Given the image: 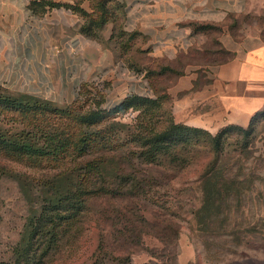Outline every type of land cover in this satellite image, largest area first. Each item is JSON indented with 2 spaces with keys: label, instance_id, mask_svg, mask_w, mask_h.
<instances>
[{
  "label": "rangeland",
  "instance_id": "1",
  "mask_svg": "<svg viewBox=\"0 0 264 264\" xmlns=\"http://www.w3.org/2000/svg\"><path fill=\"white\" fill-rule=\"evenodd\" d=\"M142 46L134 36L129 53L122 49L123 63L140 70H121L124 64L105 69L80 87L82 97L74 102L50 104L0 88V264H116L115 256L137 248L128 229L134 223L153 232L149 226L169 224L176 233L163 235L171 244L161 254L159 241L142 235L141 250L128 254V264H143L150 251L163 259L168 250L176 255L179 238L194 248L188 264H264V108L242 129L205 134L173 127L165 88L181 70H159L178 65L152 57ZM140 77L159 97L150 104L136 102L134 110L116 118L126 125L87 114L108 107ZM104 125H111L108 142L91 141ZM165 132L170 136L163 138ZM144 140L170 145L176 166H146L148 181L160 185L147 189L136 209L133 201L82 188L87 180H101L98 168L108 158L107 165L119 171L117 165L128 160L125 150ZM212 171L222 176L227 193L204 222L206 229L196 231L192 213L200 199L198 176ZM68 203L77 204L78 212L68 215Z\"/></svg>",
  "mask_w": 264,
  "mask_h": 264
},
{
  "label": "crops",
  "instance_id": "2",
  "mask_svg": "<svg viewBox=\"0 0 264 264\" xmlns=\"http://www.w3.org/2000/svg\"><path fill=\"white\" fill-rule=\"evenodd\" d=\"M111 1L106 8L114 13L102 21L91 0H0V88L52 104L73 102L80 86L124 64L120 30L137 34L139 49L181 70L165 88L173 123L215 134L225 126L246 128L264 108V0ZM126 65L121 70H140ZM126 91L109 106L131 94L153 97L141 77ZM221 180L212 171L198 181L196 231L206 229L227 193ZM178 244L177 264L193 262L192 244L186 238Z\"/></svg>",
  "mask_w": 264,
  "mask_h": 264
},
{
  "label": "trees",
  "instance_id": "3",
  "mask_svg": "<svg viewBox=\"0 0 264 264\" xmlns=\"http://www.w3.org/2000/svg\"><path fill=\"white\" fill-rule=\"evenodd\" d=\"M91 1H92V4L94 5V14H95V16H97V19L101 18L102 21H105V20L109 19V17H110L109 13H114V11L109 12L110 7L106 8V3H111L112 2L111 0H91ZM114 8H117L116 3H114ZM95 22H97V21H95V19H92L87 23V27H85L87 29V31H89V29L94 27ZM197 29L198 30H204L207 28L206 27H199ZM117 34H118V36L123 35L122 38L125 37L124 42L122 44H120V50L123 53L124 52L126 53V51H123L122 49L126 48V50H127V48H128L127 47L128 46L127 41H130L137 34L124 35L120 30L117 31ZM176 68L171 66V65H168V66H162L159 70L173 71ZM176 75H178V73ZM80 87H83V85ZM80 90H81V88L79 89L78 95L74 101H77L78 100L77 98L82 97V93L79 94ZM152 94H153V97L140 96V95H134V94L127 95V96L123 97L118 103H116L112 106H108V107L102 108V109L100 108L96 111H92V112H89L87 114L89 116H91L92 118L95 116H98V115H104L106 118L110 119L113 124L121 125L123 123L116 121V118L123 115L127 110H130V111L134 110V108H135L134 104L136 102H138V103L147 102L148 104L153 103L155 100L158 99L159 96L157 94H154V93H152ZM26 97H30V98H34V99L42 101V102H46V101L37 99L35 97H31V96H26ZM46 103H50V102H46ZM50 104H52V103H50ZM258 113H256V114H258ZM256 114H254V115H256ZM104 116H102V117H104ZM253 116L251 117L250 122H251ZM98 117H100V116H98ZM169 119H170L171 124L175 128H181V129H184L187 131L203 132L205 134H209V133H207L201 129L187 127L184 125L173 123L171 116H170V112H169ZM250 122H249V124H250ZM123 125H126V124H123ZM104 126H108V127L107 128L103 127L99 131L97 130V132H95L94 137L91 141L98 142V140H100L102 144L105 142H108L106 132L109 129V127L111 128V125H104ZM226 128L242 129V128L236 127V126H225V127L221 128L220 130L226 129ZM219 131H217V132H219ZM160 134H158L157 136H159ZM161 135H163V138L170 136L167 132H165ZM142 138L143 137H140V139H142ZM148 141L149 140H144L143 144L141 146H139L138 148L133 147L131 149L125 150V154H126L125 157L128 158V160H124L122 162L123 164H121V166L117 165V167H118L117 169H119V171L114 170L115 168L113 166L107 165L110 162H112V160L110 158L107 159V164H103V162H102L100 164V168H98L100 171L98 176H100L101 180L99 182L96 181V178L93 181L87 180L82 185V188H84L89 193H93V192L95 193V191L96 192L98 191L101 194L102 193L108 194L110 196V198H114V199L119 198V200H126V201H130V202L133 201L136 203L133 206V208L136 209V207H138V200L140 199V197L144 196V194L147 195V191H148L147 189H149V190H150V188L157 189L160 185L159 183L153 182V180H152V182L148 181L146 166H153V165H156L159 163H164V162H166V163H164V167H167L165 165L170 166V168H173L174 166H176V165L172 164L174 162V160H173L174 154L172 153L171 150H169L168 146H170V145H165V146L161 145L160 146V145H155V143L151 144L150 141L149 142ZM173 141H175V143H180V141H182V140H181V138H175ZM136 152H138L139 154L134 155V153H136ZM133 157L136 160L135 163L133 161H131V159ZM164 160H166V161H164ZM156 161H158V162H156ZM115 164H117V162H115ZM90 165H91V163L87 164L85 166L87 171L89 170L88 167H91ZM138 166H143V167L138 168ZM102 171L103 172H111V176L106 178L104 176V174H102ZM140 171H143V172H140ZM138 173H140L142 176L137 180L136 174H138ZM207 175H208L207 173L206 174H200V176H198L199 178L197 181H200L201 179H203ZM125 197H127L128 200ZM125 204H124V206H125ZM66 206H67L66 211H67L68 215L69 214L74 215L75 213L78 212L79 207L77 206V204H73V203L69 204L68 203V205H66ZM119 207L123 208V205H119V206L117 205L116 206V208H119ZM192 215H193V213H192ZM142 221L145 222L144 218L142 219ZM136 224L134 223L133 224L134 227L128 228L129 229V235H130L131 240H132V244L134 247H137L134 250H137V249L141 250L140 246L138 247V245L140 243V238L142 235H148V236H152V237L156 238L159 241V243L161 244L162 249L159 250V254L164 253L165 248L171 244V240L170 241L166 240L165 238H163V235H165V233L169 234V232L176 233L175 226H169V224H165V226H160V227L159 226L158 227L157 226H149L151 229H155L154 230L155 232H153V230H149L148 228H145L144 226L143 227L137 226ZM40 231L45 233L46 235H48L49 238L52 236V233L50 231L48 232V230H47V233H46V231L45 232L42 230H40ZM45 234H43V235H45ZM97 247L101 248L100 245H98ZM134 250H131L130 252L123 254V255L115 256L114 260H115L116 264H128V254L132 253ZM177 255H178V252L176 255H171V252H169V250H168V253L165 254V259H163L158 254L156 255L154 252L150 251L147 253V256L149 257L148 261L143 262V264H177Z\"/></svg>",
  "mask_w": 264,
  "mask_h": 264
}]
</instances>
